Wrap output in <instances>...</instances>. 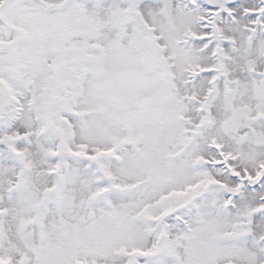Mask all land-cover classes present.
Instances as JSON below:
<instances>
[{
    "label": "snow or ice",
    "instance_id": "6c2138e0",
    "mask_svg": "<svg viewBox=\"0 0 264 264\" xmlns=\"http://www.w3.org/2000/svg\"><path fill=\"white\" fill-rule=\"evenodd\" d=\"M0 264H264V0H0Z\"/></svg>",
    "mask_w": 264,
    "mask_h": 264
}]
</instances>
